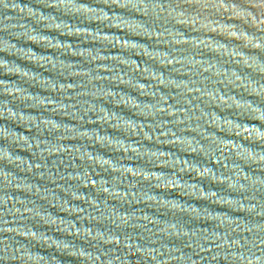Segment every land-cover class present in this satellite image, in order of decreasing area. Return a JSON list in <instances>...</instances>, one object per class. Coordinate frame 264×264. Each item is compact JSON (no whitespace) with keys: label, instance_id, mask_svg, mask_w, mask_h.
<instances>
[{"label":"water","instance_id":"water-1","mask_svg":"<svg viewBox=\"0 0 264 264\" xmlns=\"http://www.w3.org/2000/svg\"><path fill=\"white\" fill-rule=\"evenodd\" d=\"M0 264H264V0H0Z\"/></svg>","mask_w":264,"mask_h":264}]
</instances>
